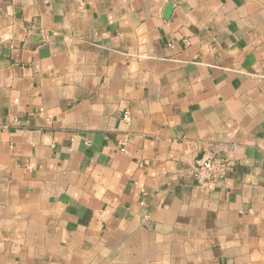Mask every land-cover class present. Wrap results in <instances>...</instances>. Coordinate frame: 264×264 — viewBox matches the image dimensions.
Listing matches in <instances>:
<instances>
[{
	"label": "crops",
	"instance_id": "1",
	"mask_svg": "<svg viewBox=\"0 0 264 264\" xmlns=\"http://www.w3.org/2000/svg\"><path fill=\"white\" fill-rule=\"evenodd\" d=\"M0 264H264V0H0Z\"/></svg>",
	"mask_w": 264,
	"mask_h": 264
},
{
	"label": "built area",
	"instance_id": "2",
	"mask_svg": "<svg viewBox=\"0 0 264 264\" xmlns=\"http://www.w3.org/2000/svg\"><path fill=\"white\" fill-rule=\"evenodd\" d=\"M122 117L124 121H130L128 111H125ZM126 140L127 138L121 141V151L125 150L124 144ZM235 148L234 144L226 145L222 143L209 146L190 168V174L194 180L199 185H206L223 177L232 169L234 161L230 152Z\"/></svg>",
	"mask_w": 264,
	"mask_h": 264
},
{
	"label": "water",
	"instance_id": "3",
	"mask_svg": "<svg viewBox=\"0 0 264 264\" xmlns=\"http://www.w3.org/2000/svg\"><path fill=\"white\" fill-rule=\"evenodd\" d=\"M170 9H171V4H168L165 8V11H164V15L165 17L168 16V14L170 13Z\"/></svg>",
	"mask_w": 264,
	"mask_h": 264
}]
</instances>
